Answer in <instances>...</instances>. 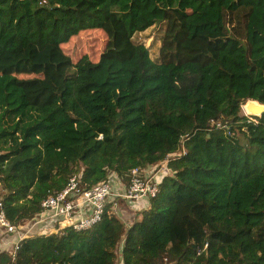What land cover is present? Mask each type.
<instances>
[{"label":"trees","instance_id":"16d2710c","mask_svg":"<svg viewBox=\"0 0 264 264\" xmlns=\"http://www.w3.org/2000/svg\"><path fill=\"white\" fill-rule=\"evenodd\" d=\"M156 24L152 59L134 36ZM90 32L104 37L96 59L79 43ZM247 101L264 105V0H0L12 225L74 173L88 189L170 156L130 225L109 203L89 230L34 231L0 264H264V114L240 116Z\"/></svg>","mask_w":264,"mask_h":264},{"label":"built area","instance_id":"2783aa9c","mask_svg":"<svg viewBox=\"0 0 264 264\" xmlns=\"http://www.w3.org/2000/svg\"><path fill=\"white\" fill-rule=\"evenodd\" d=\"M209 126L224 128L219 121H211ZM169 157L153 166L130 170L126 180L118 178L115 173H110L106 181L88 189L80 185L81 174L74 173L61 190L49 194L42 200L41 212L35 216L33 222L19 228L7 220L0 199V233L15 237L11 247L12 257L18 249L19 242L34 231L40 234H60L64 228H71L76 232L89 230L101 220L105 206L109 203L116 207L118 202H122L127 210L145 209L149 200L158 193L161 179L170 174L167 167ZM119 216L123 217L121 214Z\"/></svg>","mask_w":264,"mask_h":264},{"label":"rangeland","instance_id":"374dc122","mask_svg":"<svg viewBox=\"0 0 264 264\" xmlns=\"http://www.w3.org/2000/svg\"><path fill=\"white\" fill-rule=\"evenodd\" d=\"M163 30H164V24H156L153 27L147 29L145 32L134 36L135 41L142 43L149 48L150 56L152 59H156V57H158L159 55V49L162 43ZM12 37L13 35L11 32H8L6 34L4 39L6 45L15 43V41L12 40ZM79 43H82L84 45L85 47L84 51L88 53L91 58L96 59L97 55L102 51L104 45V37L97 32H90L82 35V37L79 39ZM76 46L77 45H74L73 49H75ZM244 105L245 104H243L242 106ZM242 106L240 110V116L247 118L251 117L249 113H244V111L242 110ZM128 217L129 216H126V218ZM13 241H14L13 238L0 235V252L11 251Z\"/></svg>","mask_w":264,"mask_h":264},{"label":"water","instance_id":"95a60500","mask_svg":"<svg viewBox=\"0 0 264 264\" xmlns=\"http://www.w3.org/2000/svg\"><path fill=\"white\" fill-rule=\"evenodd\" d=\"M244 106L246 112L249 113L251 117H260L264 114L263 104H259L255 101H247Z\"/></svg>","mask_w":264,"mask_h":264},{"label":"crops","instance_id":"0c3cea01","mask_svg":"<svg viewBox=\"0 0 264 264\" xmlns=\"http://www.w3.org/2000/svg\"><path fill=\"white\" fill-rule=\"evenodd\" d=\"M112 208H113V210H117L116 213H118L119 215L122 214L121 216H123V219H125L126 222H124V223L125 224L127 223L126 225H130L131 224L130 220H132L131 217L126 218V216H128V215L129 216H131V215L137 216V213H134V212H138L139 211V210L138 211L127 210L125 205H124V203H122V202H118L117 206L116 207L112 206Z\"/></svg>","mask_w":264,"mask_h":264},{"label":"bare ground","instance_id":"6f19581e","mask_svg":"<svg viewBox=\"0 0 264 264\" xmlns=\"http://www.w3.org/2000/svg\"><path fill=\"white\" fill-rule=\"evenodd\" d=\"M242 110L244 111V113H247L246 109H245V106H242Z\"/></svg>","mask_w":264,"mask_h":264}]
</instances>
